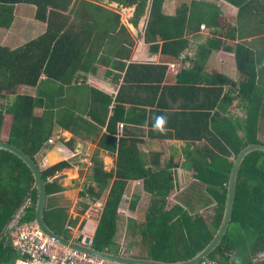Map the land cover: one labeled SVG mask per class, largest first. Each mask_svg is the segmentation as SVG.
<instances>
[{"label":"trees","instance_id":"16d2710c","mask_svg":"<svg viewBox=\"0 0 264 264\" xmlns=\"http://www.w3.org/2000/svg\"><path fill=\"white\" fill-rule=\"evenodd\" d=\"M20 1L37 4L38 17L52 24L55 17L59 20L62 16H66L60 10L69 8L75 0H0V26L10 27L14 19L15 3ZM177 1L176 11L168 14L163 10L165 0H77L76 3L81 2V8L85 7L87 12L77 10V14L86 16L80 15L71 27L66 29L62 27L61 30V28L53 29V25H50L44 35L14 49L0 45V140L14 143L38 164L48 182L49 197L58 195L66 189L61 183L51 180L64 170L73 167L74 145L72 140L68 141L63 137L61 151L58 145L51 146L47 162L45 164L40 162L37 156L46 148L54 134L57 120L64 126L66 123L59 120L55 104L44 106L41 96L32 95L23 88L25 85H41L43 75H46L47 79L59 82L68 80L72 82L73 77H69L65 62L69 60L73 62L74 58H78L75 57L77 39L84 38L85 43L93 36L94 45L99 47L100 35L103 39L107 38L118 26L120 33L126 32V26L120 22L121 15L106 6L111 2H117L120 7L135 5L134 15L131 17L134 24H137L149 9L145 39L148 42L160 41L162 58L174 62L179 61L178 55L189 47L190 42L185 34L193 27L191 24L196 19L200 28L203 23L211 27H221L222 22L228 25V21L223 19L220 13L207 11L202 13L201 17L195 14L194 10L191 11V2ZM234 2L239 4V0ZM194 4L198 3L194 2ZM96 8L98 12L91 10ZM74 28H77V31ZM111 36L115 37V35ZM119 40L121 41L120 38ZM103 45L105 46L103 41H100L98 53ZM209 45L212 48L219 46L215 43ZM154 46L158 48L159 43ZM207 46L203 45L199 48L195 64L207 59L211 52ZM234 51L239 81H234L219 69L212 68L210 84L200 89L204 94L200 106L204 109L199 107L198 117L204 120L207 131L204 137L213 148L207 144L199 148H191V144L187 146V157L182 164L187 167L186 163L189 162L195 180L189 188L176 196L177 202L171 199L178 191L172 169L178 167L180 162L176 163L172 158V161H167L162 168L155 171L156 167L162 165L161 156L154 154L146 156L143 153L142 140L133 136L104 137V142L112 140L111 143L103 142L102 145L106 147L111 145L109 149L114 151L116 156L115 169L105 171L104 161L96 158L94 178L96 185H90L81 192L83 198L98 201L108 188L109 181L114 178L94 239V246L97 249L117 253L113 249L118 233V221L122 217L119 210L130 180H142L146 195L141 204H139L140 196L131 200L130 209L135 210L139 205V213L145 218L138 225L142 227L147 258L165 262L188 260L201 252L213 239L225 208L228 179L234 160L229 158H235L249 144L263 143L258 136L260 131H264L262 120L264 92L258 87L255 52L243 43H238ZM73 74L76 75L75 72ZM225 85H228L227 89ZM205 94H208L207 98ZM236 98L241 101V106L245 110L246 117L243 121L237 120L235 112L229 109ZM212 109L215 110L212 112ZM117 111L113 117L115 121L123 118L124 111L120 110V107ZM142 122H146V117H143ZM33 184V173L23 160L9 151L0 150V233ZM197 186L199 189L204 188L205 193L195 196L192 192ZM207 194L219 205V220L215 225L209 223L204 218V214L191 213L184 207L189 205L190 199L201 198ZM36 202L35 191L22 221L34 220ZM86 206L88 204L85 203V208ZM46 217L47 222L56 232L68 238L72 237L71 233L68 235L70 231L66 230L68 214L63 208L48 205ZM131 225L133 226L132 223ZM231 227H237L238 231L242 230L254 236L256 244L264 243L263 151L251 152L241 164ZM231 234L229 232L224 236L209 259L224 260L227 258L224 255L236 249L235 238H231ZM137 245L138 243L135 246ZM136 247H134L135 255L139 254ZM16 256L9 246H5L4 241L0 242V263H9L15 260Z\"/></svg>","mask_w":264,"mask_h":264},{"label":"crops","instance_id":"0c3cea01","mask_svg":"<svg viewBox=\"0 0 264 264\" xmlns=\"http://www.w3.org/2000/svg\"><path fill=\"white\" fill-rule=\"evenodd\" d=\"M76 1L69 8L61 9L60 11L66 16H62L59 20L55 17L52 24L38 17L37 4L25 1L15 3L12 24L10 27L0 26V45L14 49L44 35L50 25H53V29L61 28V30L62 27L65 29L71 27L80 15H84L77 14V10L87 12L85 7L81 8V2L76 3ZM234 1L182 0V2H191V11L194 10V13L201 17L202 13L207 11L220 13V16L228 21L229 27L222 22L220 28L206 25L207 28L202 29L194 17L196 21L191 24L193 27L185 34L190 42L189 47L178 55L180 60L176 62L162 58L160 41H146L149 9L138 23L134 24L131 17L136 6L121 7L124 10L120 22L126 26V32L120 33L118 26L107 38L103 39L100 35L99 47L94 45L93 36L85 43L84 38L77 39L75 57L79 59L74 58L73 62L70 60L65 62L69 77H73L72 82L69 80L59 82L47 79L46 75H43L41 85L26 86L29 87L30 94L42 97L44 106L55 104L59 120L66 123L64 126L57 120L55 132L51 136L55 138V143L48 142L46 148L38 154L40 162L43 164L47 162L51 146L58 145L61 151L63 137L73 141L75 150L72 158L73 167L59 174L67 175V178L60 182L66 189L50 197L49 201V205L52 203L55 207L68 210L66 230L75 228L74 231L78 230L86 236L94 238L96 235L102 215L99 219H92L89 216H93L94 213L91 214L90 210L84 207L80 212L78 207L80 202L86 204L91 202L87 198L90 202H85L81 192L85 191L87 186L96 185L95 159L104 161L105 171L115 169L116 156L114 151L109 149L111 145L108 147L102 145L105 136L113 138L133 136L142 140V149L146 156L153 154L161 156L162 165L156 167L155 171L162 168L167 161H172V158L176 163L180 162L179 166L176 165L178 167L172 169L175 174V186L179 191L171 199L177 202L176 196L183 189L189 188L195 180L189 162L186 163L187 167L182 164L187 157V146L191 144V148H199L207 144L213 148L204 137L207 132L204 120L198 117L199 109H204L200 106L204 97L200 89L210 84L212 68H217L232 80L239 81L234 51L238 43L251 47L255 52L258 87L264 92V0H239V4H235ZM177 6V0H165L163 10L173 14ZM91 10L98 12L97 8ZM80 21L82 22L81 19ZM74 29L77 31V28ZM111 35L115 37L112 38ZM100 41H103L105 46L103 45L98 53ZM157 43L159 47L155 48L154 45ZM210 43L219 46L212 48ZM203 45H208L211 52L205 61L195 64L199 48ZM74 72L76 75L73 74ZM224 87L227 89L228 85ZM207 97L208 94H205V98ZM119 107L124 111L123 118L115 121L113 117ZM229 109L235 112L237 120L245 119V110L237 98L233 100ZM214 110L212 109V112ZM143 117H146V122H142ZM157 117H162L164 120L159 127L155 126ZM121 122L124 123L122 130L119 127ZM258 137L264 144V131H260ZM105 142L111 143L112 140ZM229 159L233 160L234 157ZM188 173L191 174L189 177L191 181L188 179ZM113 181L114 178L109 181L110 187L108 186L102 197H106L105 202ZM139 185L143 194L135 192V188ZM128 190L131 192V197L132 195L141 197L139 204L146 197L142 180H130L127 192ZM134 197L133 200L137 198ZM203 197L190 199L189 205L184 207L191 213L204 214V218L215 225L219 220V205L209 194ZM204 199L206 201L203 203ZM131 200L129 199L128 203L127 220L138 221L140 220L138 215H141L139 205L135 210H131ZM64 201H68L69 205L61 203ZM98 202L100 203L99 200L96 203ZM55 203H59L58 206ZM144 220L143 216L141 221ZM231 229L230 223L227 233ZM135 230L133 229V232ZM231 238H235L236 249L224 255L226 259L218 258L216 260L218 264H264L263 242L256 244L255 237L242 230L231 234ZM136 248L139 252L136 254L137 257H146L147 250L144 245L138 244ZM134 251L133 249L130 254L135 255Z\"/></svg>","mask_w":264,"mask_h":264},{"label":"water","instance_id":"95a60500","mask_svg":"<svg viewBox=\"0 0 264 264\" xmlns=\"http://www.w3.org/2000/svg\"><path fill=\"white\" fill-rule=\"evenodd\" d=\"M0 150L9 151L16 156H18L23 162L29 167L32 171L34 176V184L26 197L24 198L23 202L13 214L9 222L3 228L2 232L0 233V241L2 240L5 233L9 230L11 222L15 219L16 215L19 213L21 209L26 206L29 202L32 194L36 191L37 192V202L35 207V218L34 221L39 225L40 229L51 238H54L61 242L65 246H69L72 249L96 256L98 258L104 259L105 261L109 262H117L119 264H199L203 259L208 258L218 247V245L223 240L224 236L227 233L229 225L232 220V214L234 209V202H235V192H236V185H237V177L239 173V169L241 167L242 162L246 158L248 154L253 151H263L264 152V144L257 143V144H249L244 147L239 154L233 160V166L231 169V173L228 179L227 185V197L225 202V208L223 212V217L216 231L213 239L210 241L209 244L196 256L192 257L191 259L178 261V262H165V261H158L154 259H150L147 257L142 256H135V255H124L122 251L119 253H114L107 250H99L94 246H87L83 244L85 242L87 244H91V241L94 239L91 236L86 237L85 234H82L79 239L72 240L64 235L59 234L56 232L47 222L46 212L49 205L50 197L47 191L48 182L45 180L43 176L42 170L38 164L28 155L26 154L21 148L14 145L6 140H0ZM67 178L66 174L59 175L55 177L52 181L60 183L62 180ZM93 238V239H92Z\"/></svg>","mask_w":264,"mask_h":264},{"label":"built area","instance_id":"2783aa9c","mask_svg":"<svg viewBox=\"0 0 264 264\" xmlns=\"http://www.w3.org/2000/svg\"><path fill=\"white\" fill-rule=\"evenodd\" d=\"M123 126L124 123H119L121 130ZM50 142L53 143L54 140L51 138ZM25 216L26 207L19 211L2 238L5 246H9L17 255L16 259L9 263L0 264H119L63 245L45 234L34 220L22 221ZM83 244L93 246L94 241L92 240L91 244H87L84 240ZM199 264L218 263L216 260L205 258Z\"/></svg>","mask_w":264,"mask_h":264},{"label":"rangeland","instance_id":"374dc122","mask_svg":"<svg viewBox=\"0 0 264 264\" xmlns=\"http://www.w3.org/2000/svg\"><path fill=\"white\" fill-rule=\"evenodd\" d=\"M107 7L111 8V9H114L115 11H117V13H119L120 15L123 13V10L124 9H121V7H125V6H118V3L117 2H111L110 4H106ZM127 12V11H126ZM128 56V55H127ZM24 91L28 92V93H31L30 90H29V87H25L23 88ZM51 138L49 139V142H50ZM52 140H54L53 143H55V138L52 137ZM51 143V142H50ZM51 143V144H53ZM98 159V158H97ZM188 175V179L190 180L189 177H191V174H187ZM191 181V180H190ZM109 187H110V182H109ZM108 187V188H109ZM89 187L87 186L86 189H88ZM135 192L138 193V194H143V191L141 190V185H139L138 187L135 188ZM191 189V188H190ZM193 192L195 194V196H200L201 193H204V188H198L197 187H194L193 188ZM199 189V190H198ZM184 190V189H183ZM130 191H132V189L130 188ZM128 190L127 192V189H126V193H125V196H126V199L124 202H122V206H121V209H120V212L124 215H122V217L119 219L118 221V224H119V230H118V233H117V237L115 238V241H114V246L115 248L113 249L115 252H120V251H123L124 254L128 255L130 254V252H132V250L134 249V247H136L135 245L138 243V244H141L142 246L145 245V241L142 239V227H140L138 225V222L141 221V219L143 218L142 215H138L139 219L140 220H135V219H129L127 220V208H128V203H129V199H132L133 200V195L131 197V192ZM179 191V190H178ZM181 191V190H180ZM206 191V190H205ZM128 193V194H127ZM136 195V194H135ZM137 196V195H136ZM175 197V196H173ZM105 196L104 198H102L100 201V203H91L89 200H87L86 198H83L82 199L85 201V202H90L88 204V206H86L85 208V203H81L79 204V207H78V210L81 212L83 207L84 209H87V210H90L91 214L94 213L93 216H89L90 218L94 219V218H98L99 219V216L102 215V210L104 208V202H105ZM135 198V197H134ZM201 198H204L203 196ZM51 199V198H50ZM200 199V198H199ZM198 200V199H197ZM174 201V200H173ZM177 201V199H176ZM206 201V199H204V201H202L203 203ZM50 203V202H49ZM62 204H65V205H69V202L68 201H64V202H61ZM60 203V204H61ZM52 204V203H51ZM50 204V205H51ZM57 204V205H56ZM59 203H55L56 206H58ZM53 205V204H52ZM54 206V205H53ZM82 208V209H81ZM64 212H68L67 209H63ZM78 211V212H79ZM97 219V220H98ZM131 223L134 225L132 227ZM133 229H137V231L135 230V233L137 234H133ZM237 227H233L231 229V233H235L237 232ZM71 231V230H70ZM70 233L72 232H69L68 235H70ZM73 235V234H72ZM135 252V251H134Z\"/></svg>","mask_w":264,"mask_h":264},{"label":"clouds","instance_id":"9594fccd","mask_svg":"<svg viewBox=\"0 0 264 264\" xmlns=\"http://www.w3.org/2000/svg\"><path fill=\"white\" fill-rule=\"evenodd\" d=\"M201 28L202 29H206L207 28V26H206V24L205 23H203V24H201ZM164 122V120H163V118L162 117H157L156 118V123H155V126L156 127H159L162 123ZM61 174V173H60ZM87 199H89V198H87ZM102 199V198H101ZM124 200L126 199V196L124 195V198H123ZM124 200H123V202H124ZM90 201H91V203L93 202V200H91L90 199ZM97 201H95L94 203H96ZM29 204H30V200H29V202L26 204V206H24V207H28L29 206ZM105 205V204H104ZM119 212H120V210H119ZM121 213V212H120ZM102 214H103V212H102ZM122 214V213H121ZM123 215V214H122ZM124 216V215H123ZM16 217H17V215H16ZM15 217V218H16ZM102 217V216H101ZM6 226V225H5ZM73 229H75V228H73ZM71 230L70 232H72L71 233V235H72V237H71V239L72 240H77V239H79V237L82 235L81 233H79V232H77V230L76 231H74V230ZM75 233H77V234H75ZM86 237H88V236H86ZM93 239V238H92ZM94 239H95V237H94ZM94 239H93V241H94ZM85 240V239H84ZM2 241V240H1ZM0 241V242H1ZM94 246V245H93ZM95 247V246H94ZM108 251V250H107ZM123 252V251H122ZM118 253V252H117ZM124 255H126V254H124ZM128 255H130V254H128ZM209 258V257H208Z\"/></svg>","mask_w":264,"mask_h":264}]
</instances>
